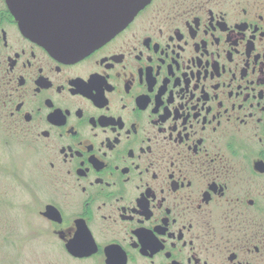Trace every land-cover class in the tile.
<instances>
[{
	"label": "flooded vegetation",
	"instance_id": "flooded-vegetation-1",
	"mask_svg": "<svg viewBox=\"0 0 264 264\" xmlns=\"http://www.w3.org/2000/svg\"><path fill=\"white\" fill-rule=\"evenodd\" d=\"M26 173L69 260L264 264V0H150L76 58L0 0V264Z\"/></svg>",
	"mask_w": 264,
	"mask_h": 264
},
{
	"label": "water",
	"instance_id": "water-1",
	"mask_svg": "<svg viewBox=\"0 0 264 264\" xmlns=\"http://www.w3.org/2000/svg\"><path fill=\"white\" fill-rule=\"evenodd\" d=\"M23 32L61 56L76 58L110 39L150 0H7ZM84 239L66 245L83 256Z\"/></svg>",
	"mask_w": 264,
	"mask_h": 264
},
{
	"label": "rangeland",
	"instance_id": "rangeland-1",
	"mask_svg": "<svg viewBox=\"0 0 264 264\" xmlns=\"http://www.w3.org/2000/svg\"><path fill=\"white\" fill-rule=\"evenodd\" d=\"M28 186L26 173L24 188L10 189L8 194L9 216L12 217V211L18 215L14 216L20 229L18 239L22 236L20 241L9 242V264H84L60 254L55 239L43 234L45 224L31 208Z\"/></svg>",
	"mask_w": 264,
	"mask_h": 264
}]
</instances>
